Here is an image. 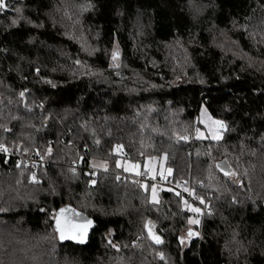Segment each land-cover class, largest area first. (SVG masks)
Returning a JSON list of instances; mask_svg holds the SVG:
<instances>
[{
  "label": "trees",
  "instance_id": "trees-1",
  "mask_svg": "<svg viewBox=\"0 0 264 264\" xmlns=\"http://www.w3.org/2000/svg\"><path fill=\"white\" fill-rule=\"evenodd\" d=\"M5 3L0 264H264V0ZM119 157L175 181L153 203ZM84 219L88 243L58 238Z\"/></svg>",
  "mask_w": 264,
  "mask_h": 264
},
{
  "label": "rangeland",
  "instance_id": "rangeland-1",
  "mask_svg": "<svg viewBox=\"0 0 264 264\" xmlns=\"http://www.w3.org/2000/svg\"><path fill=\"white\" fill-rule=\"evenodd\" d=\"M201 123L203 124V128H199L196 130V136L205 138L206 136L217 139L221 137V131H222V125L216 121L215 119L208 116V113L204 111V108H202L200 113V119ZM117 152L120 153V147H118ZM92 166L94 170H105L107 168L106 163L98 160L92 161ZM117 168L122 171V173L126 174H134V175H141L142 173H147L150 178H152V182H147L144 184L145 188L149 187V193H150V201L153 203H158L160 200V194L161 190L164 189V185H160L159 187L158 182L155 180L157 176L166 179L170 174L171 170L166 167L165 165V159L164 158H147L144 162L140 161H131L128 159H125L123 157H119L116 162ZM190 211L193 212V209H197V207L192 206L191 204L188 205ZM206 208L208 206H205ZM209 210H206L208 212ZM199 212H195V217L190 219L191 221H198ZM59 223V224H58ZM56 222L55 227L57 230V235L60 240H66L69 238L71 233V227L68 224H65L61 222L60 220ZM61 223V224H60ZM192 223L191 225L197 224ZM188 231H185L182 233V243L183 246L186 247L190 241V235L187 233ZM61 233H63L65 239H61Z\"/></svg>",
  "mask_w": 264,
  "mask_h": 264
},
{
  "label": "water",
  "instance_id": "water-1",
  "mask_svg": "<svg viewBox=\"0 0 264 264\" xmlns=\"http://www.w3.org/2000/svg\"><path fill=\"white\" fill-rule=\"evenodd\" d=\"M7 1H15V0H7ZM65 211H68V208H65ZM61 211L58 212L60 214ZM71 227V233L69 236V239L76 238L78 240H81L83 242H80L82 244L88 243L89 238L94 230L95 223L91 219H84L79 222H72L70 224Z\"/></svg>",
  "mask_w": 264,
  "mask_h": 264
},
{
  "label": "built area",
  "instance_id": "built-area-1",
  "mask_svg": "<svg viewBox=\"0 0 264 264\" xmlns=\"http://www.w3.org/2000/svg\"><path fill=\"white\" fill-rule=\"evenodd\" d=\"M126 179H128V177L126 176V174H119L117 176V180L118 181H125ZM158 184L162 185L163 183H171V182H174V178L172 176V174H170L166 179H163L159 176L156 177L155 179ZM137 181L140 183V184H145L146 183V177L144 176H139L137 177ZM176 185H177V188L180 189L184 194H188L190 197H194L193 196V188H191V186L187 185V182H183V181H177L176 182ZM160 258V256H159Z\"/></svg>",
  "mask_w": 264,
  "mask_h": 264
},
{
  "label": "snow or ice",
  "instance_id": "snow-or-ice-1",
  "mask_svg": "<svg viewBox=\"0 0 264 264\" xmlns=\"http://www.w3.org/2000/svg\"><path fill=\"white\" fill-rule=\"evenodd\" d=\"M4 8H6L5 0H0V10H2V9H4ZM118 55H119V54H118L117 52L112 53V59L115 61V60L118 58ZM115 66L118 67L119 65H115ZM0 151H6V149L0 147ZM226 174H227V173H226ZM33 179H35V178L33 177ZM193 211H195V212H199V209H193ZM191 222H192V223H196V222H198V221H191ZM189 235H190V236H191V235H195V233L189 232ZM60 238H61V239H65L63 233H61V237H60ZM157 242H160L158 238H157Z\"/></svg>",
  "mask_w": 264,
  "mask_h": 264
}]
</instances>
